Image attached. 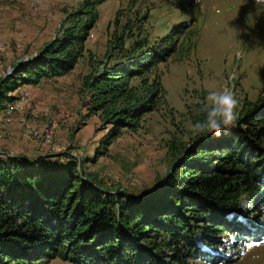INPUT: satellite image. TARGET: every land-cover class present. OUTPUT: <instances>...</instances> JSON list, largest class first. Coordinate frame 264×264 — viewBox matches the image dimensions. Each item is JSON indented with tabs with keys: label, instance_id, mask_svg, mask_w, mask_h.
Instances as JSON below:
<instances>
[{
	"label": "trees",
	"instance_id": "trees-1",
	"mask_svg": "<svg viewBox=\"0 0 264 264\" xmlns=\"http://www.w3.org/2000/svg\"><path fill=\"white\" fill-rule=\"evenodd\" d=\"M101 1L82 0L61 37L16 67L20 85L72 69ZM132 23L115 18L119 34H112L106 51L112 61L84 82L85 111L102 114L113 134L135 128L158 104L163 88L156 68L183 35L179 28L148 43L140 36L141 22ZM4 84L0 108L14 99L8 95L14 83ZM195 139L159 189L123 201H105L67 153L0 156V264H47L53 258L72 264L229 262L232 249L264 239V100L240 108L235 126L220 136ZM242 198L246 209L240 208Z\"/></svg>",
	"mask_w": 264,
	"mask_h": 264
},
{
	"label": "rangeland",
	"instance_id": "rangeland-1",
	"mask_svg": "<svg viewBox=\"0 0 264 264\" xmlns=\"http://www.w3.org/2000/svg\"><path fill=\"white\" fill-rule=\"evenodd\" d=\"M81 1L0 0V87L14 83L8 92L14 98L25 92L19 112L9 123H0V156L67 153L105 201L144 198L176 173L183 147L196 142L190 128L201 120L209 90L229 83L237 111L264 100V10L253 0H102L72 69L20 85L16 67L61 37ZM117 12L120 23L140 21V36L148 43L179 28L183 35L156 68L163 88L158 104L139 117L135 128L113 134L114 125L102 114L85 111L84 82L112 61L106 51L112 34H119ZM109 134L113 138L100 148ZM239 204L243 209L248 205L243 198ZM230 252L232 260L219 264H264V239ZM47 264L72 263L53 258Z\"/></svg>",
	"mask_w": 264,
	"mask_h": 264
},
{
	"label": "clouds",
	"instance_id": "clouds-1",
	"mask_svg": "<svg viewBox=\"0 0 264 264\" xmlns=\"http://www.w3.org/2000/svg\"><path fill=\"white\" fill-rule=\"evenodd\" d=\"M253 4L258 10H264V0H253ZM238 105L235 91L229 83L226 82L218 91L209 90L206 101L201 106L204 119L191 125L192 136L214 134L218 137L224 129L234 127Z\"/></svg>",
	"mask_w": 264,
	"mask_h": 264
},
{
	"label": "built area",
	"instance_id": "built-area-1",
	"mask_svg": "<svg viewBox=\"0 0 264 264\" xmlns=\"http://www.w3.org/2000/svg\"><path fill=\"white\" fill-rule=\"evenodd\" d=\"M25 92H21L18 97L14 98L10 102L6 103L0 108V123H9L16 113L19 112L21 106V100ZM34 132H37L36 130Z\"/></svg>",
	"mask_w": 264,
	"mask_h": 264
},
{
	"label": "snow or ice",
	"instance_id": "snow-or-ice-1",
	"mask_svg": "<svg viewBox=\"0 0 264 264\" xmlns=\"http://www.w3.org/2000/svg\"><path fill=\"white\" fill-rule=\"evenodd\" d=\"M249 247H251V245H249Z\"/></svg>",
	"mask_w": 264,
	"mask_h": 264
}]
</instances>
